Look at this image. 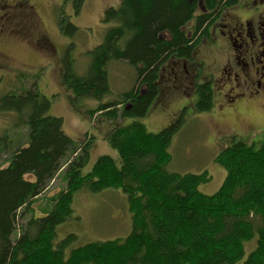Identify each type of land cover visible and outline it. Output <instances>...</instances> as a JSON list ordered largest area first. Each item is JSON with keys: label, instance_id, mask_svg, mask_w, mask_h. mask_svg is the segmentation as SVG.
Segmentation results:
<instances>
[{"label": "trees", "instance_id": "trees-1", "mask_svg": "<svg viewBox=\"0 0 264 264\" xmlns=\"http://www.w3.org/2000/svg\"><path fill=\"white\" fill-rule=\"evenodd\" d=\"M86 1L65 4L79 14ZM240 1L120 0L105 8L103 21L110 25L87 52V70L78 71L77 59L66 51L61 84L78 110L113 124L105 136L119 162L101 154L87 167L96 137L66 132L64 118L50 113L52 101L40 90V73L22 75L0 93V116L14 115L0 127V264H264V141L256 146L234 135L215 158L226 170L223 183L209 194L200 189L212 179L207 170L169 169L170 147L186 109L158 132L133 119L147 115L167 63L192 59L211 25ZM58 24L67 35L78 29L64 10ZM112 61L132 65L136 78L129 90L104 101L111 93ZM197 92L194 109L212 110L209 86ZM81 99L99 103L82 108L76 104ZM60 175L64 187L49 195V207L37 215L34 204ZM106 188L127 195L130 232L79 245L74 233L58 240L60 224L73 215L75 193ZM249 241L255 244L247 252Z\"/></svg>", "mask_w": 264, "mask_h": 264}, {"label": "rangeland", "instance_id": "rangeland-1", "mask_svg": "<svg viewBox=\"0 0 264 264\" xmlns=\"http://www.w3.org/2000/svg\"><path fill=\"white\" fill-rule=\"evenodd\" d=\"M31 1L35 8L34 14L31 13L30 16L31 21L24 19L22 27H26L24 30L20 28L19 33L23 32L18 35L16 42H3L0 46V93L12 88L22 75L31 78L40 73V90L52 101L50 113L64 118L66 132L75 138L84 135L86 131L95 135L87 167L93 165L101 154H111L119 162L117 150L105 136L113 124L104 116L98 119V115L91 119L78 110L71 102V91L61 84L60 75L62 58L67 50L77 59V70H87L90 62L87 52L103 40L105 30L110 25L103 21L105 8L119 4L120 0H87L79 14H75L70 3L65 4V0ZM62 10L78 27L73 35L64 34L59 27L58 17ZM11 25L15 27L14 20ZM45 37L49 42L44 43ZM109 78L111 93L104 101L129 90L134 85L136 70L125 61H112L109 64ZM171 97L173 103L165 111L159 107L151 108L145 117L133 119L144 121L152 132L160 131L177 115H173V112L178 108L179 100L177 96ZM192 97H195V92ZM98 103L99 100L96 99H81L76 102L82 108H90ZM219 103L217 100L209 111H198L190 105L170 147L172 160L169 169L194 173L207 170L212 179L202 183L200 189L209 194L217 191L223 183L226 170L215 158L223 147L231 144L234 135L237 136L236 139L255 143L256 146L264 141V106L252 105L249 112L246 110L238 116L227 113V118L217 124ZM13 117L10 113L1 115L0 127L8 126ZM63 187L64 180L60 175L48 191L37 199L34 204L35 213L42 215L50 205L49 195ZM127 202V195L119 189L106 188L99 192L78 190L74 195L73 215L60 224L57 239L74 233L75 245H79L89 241L125 237L132 228V215ZM251 244L255 242L247 243V252L250 251Z\"/></svg>", "mask_w": 264, "mask_h": 264}, {"label": "flooded vegetation", "instance_id": "flooded-vegetation-1", "mask_svg": "<svg viewBox=\"0 0 264 264\" xmlns=\"http://www.w3.org/2000/svg\"><path fill=\"white\" fill-rule=\"evenodd\" d=\"M241 1L211 25L210 36L201 39L192 59L172 58L167 63L150 109L165 111L173 103L171 96H177L173 115L179 114L197 104L201 86H209L214 101L220 102L217 124L227 113L238 116L252 105L264 106V0ZM34 9L31 0H0V46L16 40L23 32L18 25L31 21Z\"/></svg>", "mask_w": 264, "mask_h": 264}]
</instances>
